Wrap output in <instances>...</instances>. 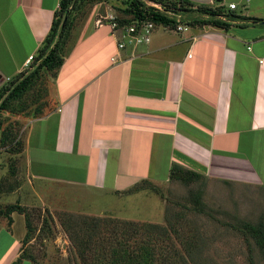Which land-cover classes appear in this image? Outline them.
Returning a JSON list of instances; mask_svg holds the SVG:
<instances>
[{
    "label": "crops",
    "instance_id": "1",
    "mask_svg": "<svg viewBox=\"0 0 264 264\" xmlns=\"http://www.w3.org/2000/svg\"><path fill=\"white\" fill-rule=\"evenodd\" d=\"M185 1L237 18L223 29L193 22L209 15L187 13V32L157 27L150 44L119 51L111 28L96 26L114 13L111 5L89 9L53 81L54 109L27 120L14 171L4 156L15 203L43 207L52 199L39 201L38 189L56 198L58 186L81 189L87 202L118 198L140 181L168 184L179 166L200 174L209 194L256 189L264 204V0ZM60 3L0 0V88L38 55ZM11 217V226L0 220V264L25 248V216Z\"/></svg>",
    "mask_w": 264,
    "mask_h": 264
},
{
    "label": "rangeland",
    "instance_id": "2",
    "mask_svg": "<svg viewBox=\"0 0 264 264\" xmlns=\"http://www.w3.org/2000/svg\"><path fill=\"white\" fill-rule=\"evenodd\" d=\"M112 4L107 5H111L113 14L116 15L117 12ZM89 9L93 10V7ZM89 9L87 8L78 15V24L84 19H89ZM96 10L97 13L99 11L105 13V5L97 6ZM78 30L77 27L74 29L73 34L65 44L67 54L78 41L80 35L77 33ZM103 30V35L112 37L109 34V27L106 26ZM53 81L52 78H48L45 83V88L48 89V97L41 101L47 103L45 114L54 109V102L51 97ZM34 108L35 106L31 109ZM9 118L12 123H16L18 126L20 123L21 127L18 128L23 139L26 125H28L27 120H30L31 117L23 115L9 116ZM3 159L4 156L0 157V182L5 179L3 177L5 172L2 170ZM10 161L7 160V164L11 171H14L19 159L16 162ZM8 180L10 181L7 185L12 187V179ZM141 182L143 181L130 188ZM201 183L200 181L192 186H186L179 181L172 180L161 186L152 183L157 186L158 192L142 191L146 193L145 196L134 197L133 194L126 193L130 189L128 188L121 192L118 198L108 197L102 201L101 198H98V201H95L89 197L91 201L88 200V202L86 201L88 195L86 196L84 191L77 187L58 186V195L53 198L52 196L40 195L41 190L37 186L39 201L43 202L44 199L50 197L56 203L50 200L43 207L40 205L39 208L27 207L33 229V238L29 244L25 245V248L38 264H98L96 260L102 257L100 253L103 252L106 257L108 252L103 246H108L109 237L113 238V234L110 232L112 231L111 228L117 227L118 233L123 231V223H120L122 220L135 221L140 225L148 222L162 226H168L167 223L171 221L175 224L179 237L174 233L170 234L168 239L160 238L161 241L159 240V242L176 248L180 254L183 253L184 259L192 258L185 247L187 242V244H192L198 248L195 250L198 253H194L193 256L197 264H264L260 250L254 243L251 245V250L241 233L235 228L241 221L264 222V204L261 203L258 190H234V193L229 194V190L226 188L223 190L215 188V194H209V189L202 187V201L207 207V213L202 214L196 213L190 195L192 191H197L200 188ZM8 193L5 192V194ZM8 195L10 196H6V200H2L3 195H1L0 204L2 206L15 203V196H12L13 194ZM84 202V209H80L82 208L81 203ZM96 218H100L101 221L108 222V224L101 223L98 232L93 234L91 228ZM66 220L70 222L76 220L75 226L71 228ZM1 221L5 222L6 220L1 219ZM21 222L24 230H27L26 222L23 219ZM137 234L139 233L132 235L130 233L133 242L140 239L141 236ZM183 239L184 242H182ZM26 264H31V262L28 260Z\"/></svg>",
    "mask_w": 264,
    "mask_h": 264
},
{
    "label": "trees",
    "instance_id": "3",
    "mask_svg": "<svg viewBox=\"0 0 264 264\" xmlns=\"http://www.w3.org/2000/svg\"><path fill=\"white\" fill-rule=\"evenodd\" d=\"M102 2L113 3L112 7L117 12L116 18L120 26L140 25L145 22H153L157 25H170L173 22L172 19L158 10L146 6L141 0H61L60 9L55 14L49 34L31 66L32 69L22 72L0 88V157L9 156V160L12 162L17 161L15 157L13 159V156L19 155L24 148V142L19 133L21 125L20 123L19 126L16 123H12L9 116L24 115L31 117V119H36L45 115L47 103L46 101L41 102L48 97V89L45 88V83L48 78L53 80L57 78L59 70L65 62L68 55L67 51H65V44L78 25V15L87 10V8H92ZM160 2L165 6L168 4V6H172L177 11L185 14L196 11L211 17L209 20L193 21L199 25H213L223 29H228L231 26L218 19L221 15L227 16L224 10H207L205 8L194 10L192 9L193 5L185 0H160ZM227 17L231 20L237 18L233 13L228 14ZM249 21L261 22L262 20L250 19ZM33 106L35 108L31 109ZM11 175H15L14 172L0 182V202L1 195L14 189L13 186L7 185L10 181L8 179H12ZM170 179L179 181L186 186H192L203 178L198 173L174 166L171 170ZM203 184L204 182L201 183L197 191H192L190 195L196 213L206 214L207 207L202 201ZM149 190L159 191L157 186L151 182L143 181L127 190L126 193L135 194ZM1 206L0 204V220H7L9 226L13 222L11 217L13 213L25 216L27 235L23 244H29L33 238V229L27 207L21 206L19 203ZM75 221H67V223L73 228ZM101 223L108 224V222L101 221L100 218L94 220L91 228L93 234L98 232ZM120 223H123V231L118 233L119 229L117 227L111 228L112 231L110 232L113 234L114 240L113 238H108V246H103L108 252L106 257L103 252L100 253L102 257L96 260L98 264H197L193 256L195 255L194 253H198V251H195L198 248L192 244H187L186 242L185 245L189 256H192V258L184 259L183 253L180 254L176 248H171L159 242V240L161 241L160 238H170V234L175 233L179 237V232L171 221L167 223L169 224L168 226L148 222L140 225L130 220H122ZM235 228L246 240L249 248L252 250L251 245L254 243L264 258V222L251 223L249 221H241ZM130 233L131 235L139 233L137 235L141 237L133 242ZM182 242H184V239ZM23 260L38 264L26 248L23 249L18 261L14 264H20Z\"/></svg>",
    "mask_w": 264,
    "mask_h": 264
},
{
    "label": "built area",
    "instance_id": "4",
    "mask_svg": "<svg viewBox=\"0 0 264 264\" xmlns=\"http://www.w3.org/2000/svg\"><path fill=\"white\" fill-rule=\"evenodd\" d=\"M146 6L158 10L160 13L168 16L173 22L170 25L161 24L157 25L153 22H145L140 25L132 26H120L117 22L116 15L113 13L107 14L104 17H100L96 20V26L101 27L108 25L111 28L112 36L115 38L117 43V49L119 51H125L127 49H136L141 45H148L152 41V35L157 27H164L166 29H171L177 33L187 32L190 28V24L187 20L186 14L177 11L172 6H165L160 2V0H141ZM249 1V0H247ZM230 10H236L237 4H231L229 6ZM220 21L231 24L233 23L227 16L221 15L218 18ZM192 55L189 54V57ZM36 57L30 56L26 62V70L32 69V65ZM116 62V58L112 59Z\"/></svg>",
    "mask_w": 264,
    "mask_h": 264
}]
</instances>
